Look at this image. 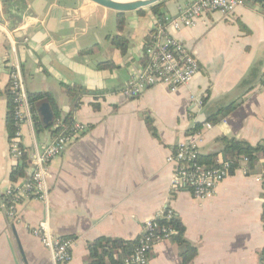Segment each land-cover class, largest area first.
Here are the masks:
<instances>
[{
	"label": "crops",
	"instance_id": "1",
	"mask_svg": "<svg viewBox=\"0 0 264 264\" xmlns=\"http://www.w3.org/2000/svg\"><path fill=\"white\" fill-rule=\"evenodd\" d=\"M191 1L166 0L164 13L176 16ZM145 10L125 13L119 31L118 13L88 0H0V264H51L50 252L32 233L46 218L55 236L74 241L69 264H85L89 243L139 239L146 222L168 210L197 248L191 264H262L263 163L251 176L237 170L213 197L198 200L188 189L172 190L168 160L179 144L199 134L200 157L219 153L222 137L253 146L264 141V10L246 3L232 15L210 13L193 28L172 31L197 58L200 73L175 92L156 86L127 99L123 91L143 69L144 44L157 21ZM117 36L128 41L125 54L113 43ZM16 65L26 91L51 94L63 118L72 111L63 86L85 90L74 114L84 131L51 161L48 203L19 196L25 180H10L17 162L6 128L5 91ZM237 101L240 106L220 124L206 127L211 115ZM199 123L202 129L190 133ZM20 137L32 179L36 149L54 138L27 122ZM13 189L16 219L2 198ZM151 254L148 264L181 262L171 240L159 242Z\"/></svg>",
	"mask_w": 264,
	"mask_h": 264
},
{
	"label": "built area",
	"instance_id": "2",
	"mask_svg": "<svg viewBox=\"0 0 264 264\" xmlns=\"http://www.w3.org/2000/svg\"><path fill=\"white\" fill-rule=\"evenodd\" d=\"M245 4V0H193L181 7L176 16L165 14L161 20L157 19L153 32L144 44L143 69L124 89L125 98L135 99L146 90L156 86H164L171 92H175L189 85L200 73L199 62L191 50L172 34V31L193 28L201 18L210 13L221 12L225 16L232 15ZM11 84L17 96L15 112L17 126L21 128L27 122L33 127L26 84L18 65L12 68ZM206 127L211 128L210 124ZM83 131L84 126L75 122L68 134L56 137L53 142L42 149H36L31 162L32 179L18 190L19 196H33L48 203L50 163L54 158L62 155ZM20 138L19 130L16 139L11 144V157L15 162L23 154ZM199 139L200 134L179 144L168 162L174 166L171 180L172 190L188 189L195 199L205 200L213 197L217 187L230 176V164L223 161L219 162L216 167L200 164L198 162ZM7 214L11 218H17L13 205L7 208ZM172 215L173 212L168 210L146 222L139 238L138 248L131 257L125 259L124 264L149 263V256L155 246L159 242L170 240L174 234L171 228L160 227L159 224L160 220L165 217L170 219ZM32 233L50 252L51 264L71 262L74 241L55 236L48 218L41 221Z\"/></svg>",
	"mask_w": 264,
	"mask_h": 264
},
{
	"label": "trees",
	"instance_id": "3",
	"mask_svg": "<svg viewBox=\"0 0 264 264\" xmlns=\"http://www.w3.org/2000/svg\"><path fill=\"white\" fill-rule=\"evenodd\" d=\"M166 0L152 6L149 10L161 20L164 13ZM246 3L259 5L264 10L263 2H256L252 0H245ZM146 10L139 11L140 14L145 13ZM118 30L121 31L126 23L124 14H117ZM241 28L244 29L242 26ZM127 39L122 36L114 38V45L125 54L127 51ZM112 66L111 63H104L101 67ZM262 85L264 86V76L262 78ZM63 89L67 96L72 101V111L66 116L62 117L60 109L57 105L55 98L49 93H29L27 97L31 106L32 122L36 133L50 132L55 139L63 134H68L75 123L74 114L79 110L81 106L82 97L85 94L84 88L78 85H64ZM7 101V115H6V128L8 133L9 143L16 139L20 130L15 120L16 112V93L12 87L11 81L5 91ZM41 102H47L52 114L53 119L50 123H45L41 118L38 105ZM241 101L233 102L230 105L220 109L217 113L211 115L208 118L207 123L211 125L220 124L225 118H227L238 106ZM147 125L153 128L152 122L147 121ZM202 124H197L195 128L190 132L192 134L199 132L202 129ZM222 149L219 153L199 157V163L205 166H218L217 160L221 156L224 163L230 164V174H234L237 170H243L247 176L257 174L258 167L263 163L262 175L264 180V141L253 146L246 141L238 140L236 138L222 137L219 139ZM23 150L22 156L18 159L17 164L11 171L10 180L12 183H16L21 179L25 180V183L31 181V175L29 173L30 166L28 165V154ZM264 188V182H263ZM12 193L2 196L4 203L7 207H10L14 202L16 189L11 191ZM264 218V217H263ZM160 227H169L174 231L171 237V241L177 245L180 253V264H191V262L197 257V248L192 246L185 238L186 229L182 221L174 214L170 219L166 217L159 221ZM139 246V239L134 241H125L120 238H99L88 244V256L85 259V264H124L125 259L131 257ZM152 255V254H151ZM150 255V256H151ZM149 256V258H150ZM262 264H264V249L261 252Z\"/></svg>",
	"mask_w": 264,
	"mask_h": 264
},
{
	"label": "water",
	"instance_id": "4",
	"mask_svg": "<svg viewBox=\"0 0 264 264\" xmlns=\"http://www.w3.org/2000/svg\"><path fill=\"white\" fill-rule=\"evenodd\" d=\"M91 3L116 12V13H131L138 12L150 8L164 0H88ZM256 2H263L264 0H252ZM38 111L45 123H50L53 119L52 111L47 102H41L38 105Z\"/></svg>",
	"mask_w": 264,
	"mask_h": 264
},
{
	"label": "rangeland",
	"instance_id": "5",
	"mask_svg": "<svg viewBox=\"0 0 264 264\" xmlns=\"http://www.w3.org/2000/svg\"><path fill=\"white\" fill-rule=\"evenodd\" d=\"M116 13V12H115Z\"/></svg>",
	"mask_w": 264,
	"mask_h": 264
}]
</instances>
